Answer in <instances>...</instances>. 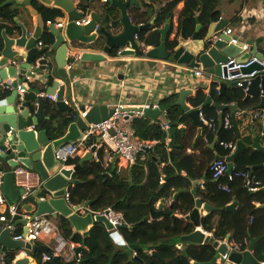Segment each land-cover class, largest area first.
Here are the masks:
<instances>
[{
  "label": "water",
  "instance_id": "obj_1",
  "mask_svg": "<svg viewBox=\"0 0 264 264\" xmlns=\"http://www.w3.org/2000/svg\"><path fill=\"white\" fill-rule=\"evenodd\" d=\"M33 0H8L6 4L18 2L28 6L36 18V28L33 34L31 43L28 44V33L23 25L21 26L22 35L16 39L15 46L18 48H27V51L34 52L36 44L43 37L44 32L48 29L55 38V42L49 49L41 50L39 53L31 54L27 59L18 55L14 51H8L0 56V99L4 97V90H10L11 95L0 100V167L5 169L8 165L12 170L23 165L29 170L37 173V177L42 182L41 187L33 194L34 202L32 208L35 209V216L47 215L57 218L61 215L67 218L70 223L77 229L84 228L86 225L97 222L102 223L108 231H113V226L109 223L104 215L86 217L79 216L73 213V210L68 206L66 195L73 191L80 181L75 179V173L78 172L82 166L94 159V153L97 151V146H94L91 152L83 156L77 165L71 169L62 166V163L56 160L55 152L68 144H77L84 139L85 132L88 130L90 124H99L107 120L114 110L107 105L92 106L85 118L78 116L76 120L72 121L65 135L61 138L51 140L48 130H39L41 121L43 119L49 120L45 116V102L48 96L56 97L54 105L59 112L65 113L71 111L69 103H67L68 94L71 92L70 78L71 76L66 71L67 65H72L74 59L68 57L69 51H79L77 46L89 45L94 43L98 37L104 36L106 38L105 53L112 52L113 49L126 48L122 54L135 55L140 50V45L136 40L141 32L150 28L151 25L136 26L133 24L129 15V8L137 4V0H109L110 5L119 9L121 12V25L123 30L118 35H113L105 27H100L98 32L94 33L96 24L100 21V15L95 11L94 1L85 3V9L75 7L73 0H42L47 7L57 9L61 12V17L64 19V25L56 28L54 22L47 24L43 15L32 8ZM87 15L91 17V23L88 25H77V21L85 19ZM228 27V22L221 19L218 23H211L208 32L204 38L200 37L201 25L197 26L196 33L187 41L183 36L179 37V42L173 52L167 49V42L172 31L171 21L167 22L162 29L155 31L161 35V45L153 47L145 54L147 57L153 59H161L173 64L188 66L193 69L195 66L202 67L209 75L214 76L215 82L220 85V95L226 94L227 90H231L235 102L232 103H212L208 99L205 105L201 108L212 107L219 112V134L223 129L224 113L229 111L231 113V120L233 129L237 135V142L235 151L227 157H218L219 159H226L228 162L229 173L234 170V161L237 157L247 152L248 148L264 153V145L261 144V137L256 133L255 123L245 126V131L250 127L251 133L254 137V143L246 144L245 138L252 137L248 134L242 135L238 127V123L243 124L249 117L251 112L258 111L260 116L264 118V74L258 75L256 78L245 81L241 87H238L237 82L226 83L221 81V64L228 61L229 57H237L238 62L245 63L253 56L261 61H264V54L259 53L255 45L250 52L241 53L240 45L230 44L231 36L225 35L223 32ZM6 46H10L11 42L6 39ZM42 56L41 59L38 57ZM102 55L91 54L86 52L82 55V62H97L102 61ZM10 60V61H9ZM35 64L38 65V70L44 73L43 78L46 81L45 97L42 93L31 88L19 85L20 76L30 78L34 75ZM254 69L262 71L264 67L255 65L252 69L247 70L251 72ZM57 76L59 78H57ZM13 79L11 82L7 80ZM61 82V83H60ZM18 87L25 90L23 96L19 95ZM245 93L242 99L244 107L239 103V92ZM192 94V89H184L180 92L175 106L181 107L188 118L192 120L194 125L198 128L197 140L202 136L203 122L199 118V109H191L186 104V99ZM48 99V98H47ZM33 105H36L37 112L33 115ZM86 107L82 106L81 111H85ZM133 111L144 112L145 116L157 121L162 116V111L159 107L154 109L134 108ZM246 111L244 117L237 122V113ZM247 118V119H246ZM255 124V125H253ZM170 132V130H169ZM264 138V135H263ZM217 143L215 140L212 143L214 147ZM32 152V153H29ZM264 168V164L252 167L255 173L257 170ZM15 175L13 171L5 176L4 185L2 187L3 194L13 199L17 192L13 179ZM264 190V187L261 188ZM194 195L197 194L195 190ZM23 194V190L20 191ZM176 196H174L175 198ZM94 202H88L91 206ZM197 208L189 215L190 221L196 229L193 233L181 237V243H189L195 245H204L211 242L212 237L207 235L201 229L200 209L203 208L208 214L220 210L209 204H203L200 200L197 201ZM237 203L229 205L226 210L233 211ZM163 203L158 210L151 209L152 220H161L167 214L163 211ZM261 208L264 205L260 206ZM173 208V207H172ZM175 218V216H174ZM146 221V219L144 220ZM141 224V223H140ZM264 239V235L258 238H250L247 251L243 253H232L229 260L234 264H261L254 255L256 245ZM213 247L217 249V254L225 255L227 253L226 244H221L218 241H213ZM0 246L1 250L14 251H30L32 253H42L46 256H51L48 247L37 245L33 242L24 243L23 241H15L8 229L0 227ZM130 250L138 251L142 248L136 245L129 246ZM84 249L77 247L74 249L75 254H79ZM53 261L56 264H62L60 257H54ZM217 257H215L211 264H217ZM15 264H32L29 258L19 259ZM198 264V263H195ZM202 264V263H201Z\"/></svg>",
  "mask_w": 264,
  "mask_h": 264
},
{
  "label": "trees",
  "instance_id": "obj_2",
  "mask_svg": "<svg viewBox=\"0 0 264 264\" xmlns=\"http://www.w3.org/2000/svg\"><path fill=\"white\" fill-rule=\"evenodd\" d=\"M6 1L8 0H0V56L4 49L2 32L4 30L11 32L10 25H16L15 21L20 13L18 10L11 9L10 5L3 6V3ZM90 1L81 0L79 8L84 10L85 3H89ZM139 1L142 4L141 7L134 5L129 9L133 24L136 26L149 25L154 18L155 22L149 29L138 35V40L143 42L145 46L159 47L161 45V35L153 32L154 29L161 28V26H164L169 21L173 22L177 13V6L185 0ZM219 2V0H191L185 2L184 8L178 13L177 37L173 40H168L167 49L173 52L178 45L180 36H183L187 40L191 39L196 33L198 25H203L207 29L211 23L219 22L222 15ZM38 9L46 22H55L57 18L61 17V12L57 9L43 5L39 6ZM99 11L102 14L99 21L100 27H105L113 35H118L122 32L121 20L117 21L114 19L111 21L115 13H119V9L112 7L110 1H108L99 8ZM203 33L205 31H202L201 35ZM171 34L172 32L170 36ZM98 39L101 43L106 44L104 36H100ZM77 47L79 50H82L84 46L79 45ZM117 52L118 49H113L110 55L116 56ZM140 55L141 52H138V56ZM31 87L39 90L40 93L45 92V88L44 90L38 89L35 83H31ZM243 98L244 94L241 91L239 92V103L244 107ZM208 99L221 104L236 101L232 91L221 96L217 83L213 84L210 97H205L199 92L192 103L194 107L198 108L202 107ZM175 102L176 96H172L166 100V106L171 121H177L175 123L177 124L181 123L185 117H188L182 108L175 106ZM203 110L208 116L217 117V111L214 108L209 106ZM45 115H50L52 119L49 121L43 119L39 130H48L51 140L63 137L69 124L78 117L72 110L65 113L59 112L54 102L49 99H46L45 102ZM54 120H59L60 122L58 121V124L54 126ZM193 125L189 124L191 128L194 127ZM133 128L140 139L157 141L158 145L156 147L160 146L162 148V146H166V134L157 130L158 127L152 125L150 122L137 119L133 124ZM225 130L223 128L219 134L220 141L235 144L237 142L235 130L231 129L234 134L232 136H226ZM186 131L182 137V140H185V142L176 144L173 140L170 143L172 146L170 156L177 162L180 170H187L189 178L194 179L192 172L196 169V164L187 155L185 156L183 151L190 139V135L187 136ZM88 144L97 145V139L91 136L88 139ZM217 147L219 150H222L223 154L225 153V156L230 155V149H225L220 145H217ZM253 153L252 151H247L239 156L238 160L242 159L243 164H239L234 169V172L251 170L248 165L249 162L256 166L264 164V153L258 151L255 154ZM164 155L167 156V154ZM79 160L80 158L72 159L67 165H77ZM103 162L104 149H101L97 154V160L87 162L75 173V179L80 181V184L73 189L69 200L71 204L76 206L93 201L91 211L94 214L108 208H113L117 212L122 213L126 226L121 228V231L127 242V246L116 245L110 232L102 223L94 222L89 236L84 237L81 234H75L71 223L65 219L58 224L63 236L72 243L86 246L87 249L82 251L79 262H65L63 264H191L192 261L198 264H211V261L217 254L212 245L213 241L204 245L182 243V249L176 247L177 244L181 243V237L193 233L196 229L189 220L174 218V208L171 210L165 207L164 211L168 214L161 220L150 222V211L151 209L156 210V204L159 200L164 199L167 202L176 190L189 192L191 189L190 182H187L184 186H179L177 183L181 178H174L167 181L163 186L161 182L165 179L166 174L160 172L159 167L152 162L149 165V178L147 183L143 185L140 180L135 184H129L124 181L125 179L119 180L116 176L111 181H106V171L103 168ZM135 168V171H140L144 175L142 169H139L138 166ZM167 174H169L168 171ZM254 176L261 183L260 187L263 188L264 168L257 170ZM209 179L213 181V184L206 190L198 189V199L203 203L212 202L220 210L206 215L202 219L201 226L206 232L214 233L217 241L236 243L241 246L240 249L244 252L249 246L250 238H258L257 236L261 237L264 235V207H260L264 205V190L260 188L259 191L252 193L244 187L241 179H236L234 182H229L232 192L228 194L224 193V191L222 192L220 189L222 183L228 182L226 177L217 181L210 171ZM223 179L226 181H223ZM215 180L217 182H214ZM236 201L239 205L238 208L233 211H227V206ZM177 203L179 201L175 199L174 204ZM257 203L260 204L259 207L256 206ZM189 209H181L182 214H188L190 212ZM175 210L177 209L175 208ZM145 219L146 221H144ZM131 245L139 246L142 249L134 254L129 249ZM151 251H155L156 254L150 253ZM19 252L11 251L8 253L4 257L5 263L13 264ZM31 255L38 264H56L53 260L44 261V255L41 253ZM254 255L257 260L264 262V239L256 245Z\"/></svg>",
  "mask_w": 264,
  "mask_h": 264
},
{
  "label": "crops",
  "instance_id": "obj_3",
  "mask_svg": "<svg viewBox=\"0 0 264 264\" xmlns=\"http://www.w3.org/2000/svg\"><path fill=\"white\" fill-rule=\"evenodd\" d=\"M17 1H23V0H17ZM73 1L75 2V7H79L81 0H73ZM87 1H90V0H87ZM124 1H127V0H124ZM189 1L191 0L182 1L177 6V10H176L177 13L173 19V22H171L172 34L171 36L169 35V40H173L177 37V28H178V21H179L178 13L184 8L185 2H189ZM219 1H220L219 8L222 14L221 19H225L228 22V27H231L234 29V36L239 40V42L245 45H249L251 47V51L253 50V48H255V45H256L258 52L264 54V0H219ZM6 3L7 1L3 3V6L10 5L11 9L18 10L20 13L16 18V21H15L16 25H13V26L10 25L12 33L7 32L6 30L2 32V37L4 41V49H3L4 55H6L8 51H11V52L14 51L18 55L23 56L25 57V59H27L31 54L35 52L39 53L41 50L49 49L52 46V44L55 42V38L48 29L44 32L41 40L37 42L36 47H35L36 49L31 54L29 51H27V48L18 49V47L15 46L16 39L22 35V29L20 25H23L25 29L27 30L28 44L31 43L33 39V34L35 33L37 17L32 13V11L30 10L28 6L19 4L18 2H13L11 4H6ZM42 5L47 6L42 0L32 1V8L34 10L36 9L39 11L38 7ZM93 5L95 7V11H97L98 15H100L101 17L102 14L99 11V8L105 5V3H103L102 0H95ZM135 5L141 7L142 4L140 3L139 0H137V4ZM129 15H130V12H129ZM114 19L117 21L121 20L120 11L118 14L115 13L111 21H113ZM154 22H155V18L152 21V23L149 25L152 26ZM49 23L50 21L47 22L48 25ZM60 23L64 25V19H62V17L57 18L56 21L54 22L55 25L60 24ZM96 25H100V23ZM164 26H161V28H157V29H162ZM201 26H202V29L200 31V37L204 38L208 32L209 27L205 29V26L203 25ZM155 30L156 29H154L153 32H156ZM202 31H205L203 35H201ZM137 37L139 36H136V40L140 45V50L137 51L135 55L122 54L119 56L117 52L116 56H111L110 53H105L106 44L103 42L101 43L99 39H97L98 41L96 40L92 44L83 45L84 47H82V50L77 51L81 57L84 53L89 52L91 54L102 55L104 59L102 61H97V62H82L81 59L80 60L74 59V63L71 65L73 68L71 69V71H68L69 75L71 76L70 82H69L71 85V92L70 94H68V97L66 99L70 105L71 110L74 113H76V115L78 116H80L82 112L81 111L82 106L86 107L85 111L89 110L94 105H107L108 107L111 108L114 105L123 104L127 106V108L129 109L140 108V107H145V106H149L150 107L149 109H154L156 107H159L162 111V116L157 121H153L152 119L148 118L145 115L144 117L138 120L147 121V122H150L152 125L157 126L158 127L157 130L166 134L165 142L169 141L168 145H166L165 147L162 146V148L160 146L156 148L154 147L151 150H147L141 153L139 155L137 162L132 166H125V165L119 166L116 162H112V160L110 161V156H111L110 151L108 150V148L100 145L98 137H94L97 139V145H92V146H97V151L95 152L96 157L94 153L93 160L95 159L97 160V154L99 153L101 149H104L103 168L106 171L105 173L106 181H111L113 177L116 176L118 177L119 180L125 179L124 181L129 184H135L137 181L140 180L141 184L143 185L147 183V180L149 178V165H150V162H152V163H155L159 167L160 172H163L164 174H166L165 179H163L161 182L163 186L166 184L167 181L172 180L174 178H181V180L178 181L177 183L179 186H184L186 185L187 182H190L191 189L189 192H186V191L180 192V190H176L175 193L173 192V196H171V198L167 202H165V200L162 199V200H159V202L156 204V210H158L159 206L163 203V207H162L163 211L165 210V207L171 210L174 208L173 213H174L175 218H184L190 221L188 217L190 213H192V211L197 208L196 204H197V201H199L197 194L194 195L193 192L195 190L197 191L198 189L206 190L209 186H211V184H213V181L209 179L210 164L213 161L218 160L219 159L218 157L224 158L227 156L224 155L225 153L223 154L222 150L218 149L217 144L214 147H212L211 146L212 143L211 144L206 143L203 140L202 136L197 140L198 128L195 125H193L195 128L194 127L191 128V126H189V124L190 125L194 124L191 119H188L185 117L181 123L175 124L177 121L172 122L171 118L168 115L169 113L167 112L166 100H168L172 96H176V102H177L180 92H182L184 89H192V94L187 97L186 104L191 109H196L192 101L195 99L197 93L200 92L205 97H210L212 86L214 83H217V82H215L214 76L209 75L206 71L203 74V76H196L194 75V72L191 69H189L188 66L173 64L168 61L161 60V59H153V58L147 57L146 54H143V52L145 51L146 53L147 51L152 49L153 46H145L143 42H140L137 39ZM6 39L10 40L11 42L10 46H6L5 44ZM39 42H42L44 47H40ZM127 47L129 48V46ZM138 52H141L140 56H138ZM69 55L71 56L72 54L68 53V57ZM38 58L41 59L42 56ZM37 68H38V65L35 64L34 75L30 78H24L20 76L19 85H23V87H27L28 90H30L32 88L31 83H35L38 89L44 90V88L46 87L45 85L46 81H44V78H43L44 73L42 71H39ZM65 69L67 71V66L65 67ZM57 78L59 77L57 76ZM11 81H13V79L7 80L8 83ZM219 89H220V85L218 84V91ZM34 90L40 92L37 89H34ZM4 91L7 93L4 94V97L0 100H4L11 95L10 90L6 89ZM229 92H231L230 89L227 90L226 93H229ZM41 93H42L41 95L45 97V92H41ZM243 94L245 97L244 92ZM211 101L212 103H217L214 100H211ZM199 108L201 107H198V109ZM32 109H34L33 111L35 112H33V115H35L37 112L36 105H33ZM241 112L245 113L246 111L241 110ZM45 116L48 117L49 120L52 119L50 115H45ZM216 116L219 119L218 111L216 113ZM226 120H229L232 123L231 113L229 111L224 113V122ZM58 121L59 120H54V123H53L54 126L58 124ZM237 122H239V118H237ZM252 123L256 124V125L253 124L255 125L256 133L261 137L262 139L261 144L264 145V138H263L264 118L260 116L258 111L251 112L250 117L243 124L238 123V127L242 135L247 134V131H249L248 134L252 136L249 138H245L246 144L251 145L254 143V137H253V134L251 133L250 127L245 131V126H248ZM164 124H169L170 126L169 129H166V130L163 129ZM185 131L187 132V136L190 135V139L187 142L186 147L183 151H184L185 156L187 155L196 164V169L192 172L194 179L189 178V174L187 170H180V168L177 166V162H175L170 156L172 153V146L170 143L173 140L176 144L177 143L181 144L182 142H185V140H182V137L184 136ZM224 132H226L225 134L226 136L234 135L231 129H226ZM135 137L136 139H139L141 141H150V140L140 139L136 135V133H135ZM150 142H155V141H150ZM235 148H236V142H235V147L233 151H231L230 155L235 151ZM247 151H252L254 152L253 154H255L256 152V150L249 149V148ZM164 154H167V156ZM83 156H79L77 158L81 159ZM239 164H243V160L242 159L238 160V157H237L234 161V169L237 166H239ZM248 165H249V168L251 169L252 167L256 166V165L251 164L250 162ZM74 166L75 165H67L64 167H66L67 169H71ZM137 166L139 167V169L143 170L144 175L140 171H135L136 169L135 167ZM11 171H14V170H12L8 165H5V169L0 167V172L4 173V176L2 177L1 183H0L2 194H3L2 187L4 185L5 176L7 173ZM31 171L34 172L35 174L34 177H35V180L38 181V184L42 185V182L37 177V173L33 170ZM167 171L169 172V174H167ZM217 181L215 180L214 182H217ZM223 181H226V180L223 179ZM13 184L15 185L17 189V192L13 196L14 200L5 196L4 194L3 196L8 199L9 203L18 204L19 210L21 212H26L28 214L35 215L34 214L35 209L32 208V204L34 202L33 195L30 198H28L26 201H21V194H20L21 188L17 186L15 177L13 179ZM222 184L229 185V182L226 181V183H222ZM39 188L35 190V193L37 192ZM231 192H232V187H231ZM224 193H227V192H224ZM70 194L71 193H68L65 197L69 207L71 205V202L70 200L68 202L67 198H70ZM174 196L176 197L174 198ZM175 199H177L179 203L174 204ZM234 203H237V206L234 209L236 210L239 206L237 201L232 202L229 205L234 204ZM203 204H209L215 208H218V206H216V204L212 202L210 203L204 202ZM82 206L90 208L91 210L92 205L89 206L88 203H84L82 204ZM256 206L259 207L260 204L257 203ZM175 208L177 210H175ZM185 208L187 209L190 208L189 209L190 212L188 214H182L181 209H185ZM214 212H217V211H214ZM150 214H151V211H150ZM165 214H168V213H165ZM91 215L93 217L96 216L93 212ZM206 215H208V213L205 210H203V208L200 209V222H202V219ZM49 218L57 226L60 221L67 219V218L62 217L61 215H59L57 218H54L53 216H49ZM152 221L153 220L150 216V222ZM93 223L94 222L86 225L84 228H81V229H77L72 224L71 226L75 234H81L84 237H87L90 234V230L92 228ZM15 224H17L16 226L17 231L21 232L23 230L21 222L17 221L15 222ZM195 229H198V228H195ZM201 229L203 232H206L202 227ZM109 232L114 242L116 243V245L118 246L126 245L127 246V242L122 235L121 229H118L117 231H113V232L109 231ZM207 233L208 235L212 237L211 241H217L214 237V233H209V232ZM67 241L69 242V246L66 248L65 253L62 256H60L62 264L65 262L67 263V262L75 261L71 259L73 257V252H75L74 251L75 248L82 247L83 249H87L86 246H83V245L81 246L79 244L72 243L68 239ZM36 244L48 247L50 252L54 246V242H51L48 239L40 240ZM181 244L182 243L177 244L176 247L178 248ZM182 248L183 246L180 249ZM11 251H14V250H6L5 252H3L0 246V255H2L3 257H6V255L10 253ZM21 252L23 251H20L19 254ZM24 252L28 254V257H25L24 255H22L21 259L29 258L32 264H38L37 261L31 255L35 253H32L27 250H24ZM136 252L137 251L133 250L134 254ZM150 253L156 254L155 251H151ZM216 257L220 258L219 254H216ZM13 264H15L14 261H13ZM191 264H195V262L192 261Z\"/></svg>",
  "mask_w": 264,
  "mask_h": 264
},
{
  "label": "built area",
  "instance_id": "obj_4",
  "mask_svg": "<svg viewBox=\"0 0 264 264\" xmlns=\"http://www.w3.org/2000/svg\"><path fill=\"white\" fill-rule=\"evenodd\" d=\"M108 1L109 0H102L103 3H107ZM91 21L92 20L90 15H87L85 19L79 20L76 23L77 25L81 26L88 25L91 23ZM61 26H63V24L61 23L55 25L56 28H59ZM98 30L99 25H96L94 33L98 32ZM223 33L225 35L231 36L230 44L240 45L239 40L234 36L233 28L227 27ZM187 41H190V39H188ZM39 46L44 47L42 42H39ZM126 50H129V48L126 47L118 49V55H122V53ZM240 50L241 53L250 52L251 47L249 45L242 44L240 45ZM68 53L72 54L71 56L69 55V57H72L73 59H81L80 54H78V52L76 51H69ZM143 54H145V51L143 52ZM255 65L264 67V61H261L253 56L247 62L242 63L238 62L237 57H229L227 62L220 65V79L221 81L226 83L237 82L238 87H241L245 81L252 80L258 75L264 74V69L262 71L254 69L251 72H247V70L252 69ZM72 68L73 67L71 65H67V72L71 71ZM191 70L196 76H203V74L205 73V70L200 66H195ZM18 92L20 96H23L25 94V90L21 87H18ZM47 98L52 101H56V97L48 96ZM140 108L145 109L150 107L145 106ZM111 109L114 110V113L107 120L99 124L89 125L88 130L85 132L84 139L79 141L77 144L65 145L55 152L56 160L61 162L63 167L67 166L70 160L91 152L92 148L94 147L88 144V139L91 136L99 138L100 145L108 148V150L110 151V161L112 160V162H116L119 166L134 165L141 153L147 150H151L152 148L156 147V145H158L157 141H141L139 139H136L135 137L133 124L137 119L144 117L145 114L143 111H133L123 104L114 105L113 107H111ZM87 112L88 110L82 111L80 116L82 118H85L87 116ZM243 117L244 112L240 111L237 113V118L241 119ZM199 118L203 122L202 138L206 143L211 144L212 142L217 140V145L233 151L235 147L234 143L221 142L219 139V120L217 117H210L203 110V108H199ZM169 127V124L163 125V129L165 130L169 129ZM223 128L232 129L233 125L229 120H226L223 124ZM168 144L169 141H166L165 145ZM210 171L213 174L214 179L216 180H220L226 177L228 179V182H234L236 179H241L243 181L244 187L252 193L259 191L261 188V183L254 176V172L252 171V169L248 171L237 172H234L233 170L231 173H229L228 162L226 159H218L213 161L210 164ZM13 173L15 175L17 186L20 187L21 190H23L21 201H26L35 193V190L37 188L41 187V185L38 184V181L35 180L34 172L27 169L26 167H18L13 171ZM3 176L4 173L0 172V183ZM220 189L227 193L231 192V187L229 185L221 184ZM67 199L69 202V198ZM70 208L73 210V213L78 214L82 217L92 214L90 208L82 205L76 206L71 204ZM95 215H104L108 219L109 223L113 226V231H117L118 229L126 226L123 214L117 212L113 208H108L104 211L95 213ZM17 221L21 222L23 229L21 232H17V224H15V222ZM251 221H253V219ZM0 227L10 230L15 241H23L24 243L33 242L36 244L40 240L48 239L49 241L54 242L51 256L49 257L44 255V261H50L53 260L54 257L62 256L65 253L66 248L69 246V242L63 236L60 228L49 218V216H35L26 212H21L19 210L18 204L9 203L8 199L3 196L1 188ZM219 243L220 245L226 244L227 253L225 255H219L220 258H217V264H234L229 260L230 255L235 252L243 253V251H241L240 249L241 246L236 243H230L229 241H220ZM181 247L182 244L178 248L180 249ZM247 249L245 251H247ZM81 253L82 252L76 255L75 252H73V257L71 259L79 262L81 259ZM22 255L28 257V254L23 251L15 257L14 263L17 260L21 259ZM0 263L5 264L4 257L2 255H0ZM261 264H264V262H261Z\"/></svg>",
  "mask_w": 264,
  "mask_h": 264
},
{
  "label": "clouds",
  "instance_id": "obj_5",
  "mask_svg": "<svg viewBox=\"0 0 264 264\" xmlns=\"http://www.w3.org/2000/svg\"><path fill=\"white\" fill-rule=\"evenodd\" d=\"M207 233V232H206ZM208 235V234H207ZM216 250V249H215Z\"/></svg>",
  "mask_w": 264,
  "mask_h": 264
}]
</instances>
